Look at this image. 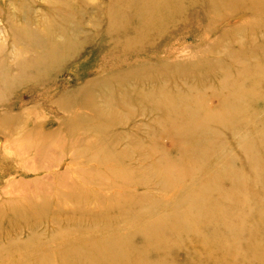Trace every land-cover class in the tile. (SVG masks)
Masks as SVG:
<instances>
[{
	"label": "bare ground",
	"instance_id": "1",
	"mask_svg": "<svg viewBox=\"0 0 264 264\" xmlns=\"http://www.w3.org/2000/svg\"><path fill=\"white\" fill-rule=\"evenodd\" d=\"M250 2H226L228 12L237 19L234 28L256 30L258 19L264 24V6L253 4V17L242 8ZM244 13L250 18L239 19ZM14 17L17 22L24 19ZM10 20L6 6H1L0 39L10 32L14 43L11 64L0 45L2 134L16 131L24 122V112L17 106L2 104L11 86L21 81L23 71L36 67L38 71L28 80L39 82L49 73H58V64L71 60L77 49L63 28L59 33L67 37L66 44L46 40L41 43L42 49L33 53L36 57L22 61L14 34L19 35L23 27ZM245 51L246 46L241 45L227 55L234 57ZM254 52L252 61L239 60L235 66L216 58L194 57L191 60L197 65L192 71L198 75L206 66L219 65L217 72L207 71L211 82H182L183 87L174 85L172 91L164 86L141 89L138 95L125 90L114 103L109 95L102 94L100 111L95 99L86 101V96L72 92L60 105L66 115L68 140L60 147L64 150L60 164H65L64 159L70 163L62 173L53 175L57 181L49 188L46 184L32 199L12 201L14 208L28 207L34 215L23 221L16 209L7 210L9 219L5 226L0 225V239H7L0 246V264H253L247 254L264 253L260 230L264 222V48ZM133 69L136 73L141 70L130 65V71ZM12 72L20 75L12 77ZM157 80L165 82L163 78ZM134 84L127 82L119 87L124 90ZM74 98L81 103L74 105ZM133 103L142 109L128 110ZM155 111L161 114L156 116L157 129L138 137L143 122L137 118ZM87 113L92 116L87 117ZM90 126L111 133L109 147L87 146ZM124 129L132 132L122 134ZM93 133L96 138L100 134ZM55 136L60 142V135L52 132L38 133L35 139L50 141ZM123 141L130 144L124 150ZM10 145L12 148V142ZM9 146L5 147L9 150ZM89 149L92 154L83 155ZM18 151L15 155L20 157L22 150ZM79 158L83 161L74 166ZM1 207L0 213L6 206ZM25 215L22 213V217ZM14 216L18 219L11 222ZM256 238L261 240L256 242Z\"/></svg>",
	"mask_w": 264,
	"mask_h": 264
},
{
	"label": "rangeland",
	"instance_id": "2",
	"mask_svg": "<svg viewBox=\"0 0 264 264\" xmlns=\"http://www.w3.org/2000/svg\"><path fill=\"white\" fill-rule=\"evenodd\" d=\"M249 1L251 2L242 8L251 13L253 17L252 5L264 6V0ZM226 2L231 4L233 0H0V7L6 6V12L11 18L9 22L16 21L15 15L24 17L21 22L16 21L18 26L23 27H21L22 32L19 35L14 34L15 45L19 52L21 50L20 59L22 61L26 62L36 57L33 53L42 49L41 43L46 40L60 45L66 44L67 37H62L59 33V30L63 28L68 32L69 40L77 48L74 50L71 60L58 64V73L50 76L49 73L39 82L34 83L28 80L30 74H36L38 71L36 67H28V70L23 71L21 81L11 86L7 95L3 97L4 107L17 106L19 111L24 112L22 116L24 122H21L16 131L0 133V205L2 204L0 207L6 206L0 213V225L5 226V222L11 214L7 210L12 209L19 212L21 220L28 221L34 215L32 210L22 206L14 208L11 206L12 201H22L26 197L27 200L28 197L32 199L34 193L38 194L46 186L49 188L57 181L53 175L62 173L65 165L70 163L64 159L65 164L62 167V163L60 164L64 156L63 144L66 145L68 142L64 128L66 115L61 112L60 105L62 101L65 102L71 96L72 92L75 95L86 96V101L93 102L95 99L94 105H97L100 111V106H102L100 98H104L101 96L102 94L106 97L109 95L114 103L125 90L127 93L134 91L137 93L142 91L141 89L148 91L164 86L172 91L175 89L174 85L176 88L183 87L182 82L188 84L206 80L211 82L212 78L207 76V71L217 72L219 65L206 66L202 70V75H198L192 71L197 65V62L191 60L194 57L216 58L224 60L225 62H222L231 66H235L239 60L252 61L255 57L251 56L255 54L254 50L259 47L260 49L264 48V24H259L260 19H258L256 30H248L244 27L234 28L237 19L233 17L234 13L228 12ZM261 14L263 15L264 12ZM241 18H250V15L244 13L239 17V19ZM0 27H2V23ZM227 29L232 31L231 35ZM29 33H33L35 37H30ZM11 35L10 32L6 33L5 38L2 35L3 39H0V45L6 50V61L9 64L12 62L11 48L14 44ZM241 45L246 46V54L234 57L227 55L230 54L228 52L230 49ZM225 55L227 59H224ZM212 62L217 61L212 60ZM165 64L167 65L165 66ZM130 65H135L141 70L137 73L134 72V69L130 71ZM11 75L13 77V75L20 74L12 72ZM158 78L165 79V82L160 83ZM127 82L135 84L124 90L119 87ZM130 95L132 96V94ZM74 99V105L81 103L80 100ZM134 101H136V97ZM133 105V108L128 105V110L139 111L142 109V106L137 103H133ZM89 113H87V117L92 116ZM146 115L149 116L137 118L138 122H143L142 126L146 125L143 126L145 128L142 126L139 128L138 137L140 138L146 137V134L157 129L156 116L161 114L155 111ZM90 129L91 131L87 134L88 147L110 146L108 144L112 140L110 132L104 133V129L91 126ZM93 131L100 132L97 138ZM48 132L59 134L61 143L57 141L58 137L56 136L50 141L44 140V138L35 139L38 133L44 135ZM123 132L122 134H129L132 130L124 129ZM117 133L113 132L114 135ZM13 140H15V144H13ZM10 141L12 148H10L11 145L9 146ZM16 144L20 145L21 149ZM3 145L9 146V150ZM129 145V141H123L121 143L122 150ZM45 148L49 150L46 151ZM26 149H29L30 152ZM37 149L38 151H36ZM40 149H42L40 151L42 156L41 153H38ZM17 151H21L20 157L15 155ZM116 151L114 150V153ZM31 152H36V154L31 155ZM92 152V149H89L83 155L88 156ZM37 154H39L38 157H36ZM46 154L51 155L50 158L48 157L49 159L45 157ZM39 157H42V160ZM81 161L83 158L77 159L73 165H78ZM262 162L264 163V160ZM97 168L98 166H93V169ZM51 169L55 171L51 173ZM38 179H41L42 182ZM23 183L27 186H24ZM89 187L92 188V186ZM34 189L38 192L33 191ZM22 213H26V215L22 217ZM17 219L18 217L14 216L11 222H16ZM36 229L43 231V229ZM260 230L261 238H264V222ZM2 233L0 232V234ZM261 238L254 240L258 242ZM5 240L0 239V246L6 242ZM247 258L253 264H264V253H248Z\"/></svg>",
	"mask_w": 264,
	"mask_h": 264
}]
</instances>
